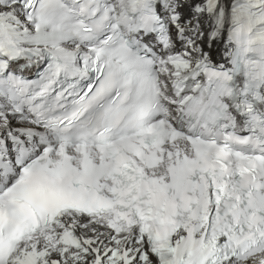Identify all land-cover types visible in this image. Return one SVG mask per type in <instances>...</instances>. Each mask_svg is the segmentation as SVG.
I'll use <instances>...</instances> for the list:
<instances>
[{"label":"snow or ice","instance_id":"6c2138e0","mask_svg":"<svg viewBox=\"0 0 264 264\" xmlns=\"http://www.w3.org/2000/svg\"><path fill=\"white\" fill-rule=\"evenodd\" d=\"M0 264H264V0H0Z\"/></svg>","mask_w":264,"mask_h":264}]
</instances>
